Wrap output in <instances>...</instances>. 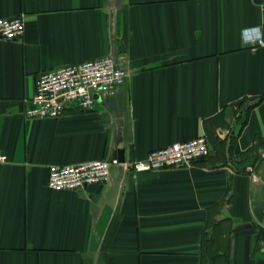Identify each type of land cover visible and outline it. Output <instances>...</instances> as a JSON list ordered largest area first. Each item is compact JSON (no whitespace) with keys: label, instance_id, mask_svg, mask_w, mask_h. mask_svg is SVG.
<instances>
[{"label":"crops","instance_id":"obj_1","mask_svg":"<svg viewBox=\"0 0 264 264\" xmlns=\"http://www.w3.org/2000/svg\"><path fill=\"white\" fill-rule=\"evenodd\" d=\"M20 16L22 38L0 39V264H264L252 209L264 185V46L243 38L264 33L263 4L0 0V19ZM107 56L129 72L114 97L26 118L40 74ZM202 135L210 156L188 168L112 166L109 184L48 186L55 164L118 150L129 164Z\"/></svg>","mask_w":264,"mask_h":264},{"label":"built area","instance_id":"obj_2","mask_svg":"<svg viewBox=\"0 0 264 264\" xmlns=\"http://www.w3.org/2000/svg\"><path fill=\"white\" fill-rule=\"evenodd\" d=\"M264 9V5H263ZM25 22L22 16L0 19V39L16 41L22 38ZM262 28L244 32L248 47L264 46ZM122 58L113 56L72 64L43 72L36 82V92L27 102L25 116L28 119H56L64 115L67 105H76L83 111L94 108L96 95L109 99L116 95L129 77ZM222 139V135L218 136ZM211 142L206 135L187 142H176L151 152L144 160L122 163L118 159L95 160L77 165L49 168L48 186L52 190L75 191L91 184H109L112 166H124L135 172H153L178 167H189L210 156ZM8 162L0 150V165Z\"/></svg>","mask_w":264,"mask_h":264},{"label":"water","instance_id":"obj_3","mask_svg":"<svg viewBox=\"0 0 264 264\" xmlns=\"http://www.w3.org/2000/svg\"><path fill=\"white\" fill-rule=\"evenodd\" d=\"M124 151L118 150L116 153L113 154V157L115 159H118L119 162L124 163ZM264 185L260 184L258 185L253 192V215L256 221L264 227ZM251 225L242 227L243 229H249L251 228Z\"/></svg>","mask_w":264,"mask_h":264},{"label":"trees","instance_id":"obj_4","mask_svg":"<svg viewBox=\"0 0 264 264\" xmlns=\"http://www.w3.org/2000/svg\"><path fill=\"white\" fill-rule=\"evenodd\" d=\"M259 4H264V0H256ZM258 103H256L254 106H256Z\"/></svg>","mask_w":264,"mask_h":264},{"label":"rangeland","instance_id":"obj_5","mask_svg":"<svg viewBox=\"0 0 264 264\" xmlns=\"http://www.w3.org/2000/svg\"><path fill=\"white\" fill-rule=\"evenodd\" d=\"M264 5V4H263Z\"/></svg>","mask_w":264,"mask_h":264}]
</instances>
